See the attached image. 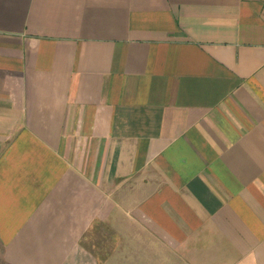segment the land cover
I'll use <instances>...</instances> for the list:
<instances>
[{
	"label": "crops",
	"instance_id": "1",
	"mask_svg": "<svg viewBox=\"0 0 264 264\" xmlns=\"http://www.w3.org/2000/svg\"><path fill=\"white\" fill-rule=\"evenodd\" d=\"M0 264H264V0H0Z\"/></svg>",
	"mask_w": 264,
	"mask_h": 264
}]
</instances>
